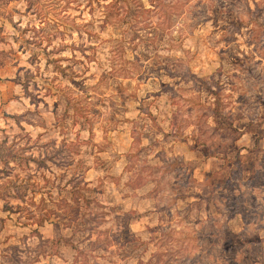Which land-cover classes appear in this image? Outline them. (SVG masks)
<instances>
[{"label": "rangeland", "instance_id": "1", "mask_svg": "<svg viewBox=\"0 0 264 264\" xmlns=\"http://www.w3.org/2000/svg\"><path fill=\"white\" fill-rule=\"evenodd\" d=\"M0 63V264H264V0H0Z\"/></svg>", "mask_w": 264, "mask_h": 264}, {"label": "crops", "instance_id": "2", "mask_svg": "<svg viewBox=\"0 0 264 264\" xmlns=\"http://www.w3.org/2000/svg\"><path fill=\"white\" fill-rule=\"evenodd\" d=\"M14 64L0 63V122L5 123L6 114L21 111L19 84L14 79Z\"/></svg>", "mask_w": 264, "mask_h": 264}, {"label": "trees", "instance_id": "3", "mask_svg": "<svg viewBox=\"0 0 264 264\" xmlns=\"http://www.w3.org/2000/svg\"><path fill=\"white\" fill-rule=\"evenodd\" d=\"M196 78V77H195ZM197 80H199V81H203V79L202 78H199V77H197L196 78ZM200 106H202L203 107V112L201 113V115L199 116V118H198V120L195 122V124H197V125H199V128H200V130L201 131H205L206 130V128H209V126L207 125V123L205 122V118L207 117V114H206V111L205 110H209L210 108L209 107H206V106H204V105H200ZM178 111V110H177ZM211 112H212V110H211ZM173 126H175V128H176V132L174 133L175 135H180V133H179V129H180V124H178V123H175V121H174V119H173V122H172V127ZM224 128H223V130L225 131V133H226V137H230L231 136V138L234 140V139H237V138H239V136L242 134V133H240V132H238L237 131V129H235L233 126H232V124H231V121H230V124H228V125H224L223 126ZM134 141H138V138L137 139H135ZM13 156V155H12ZM138 178V175H137V177H136V179Z\"/></svg>", "mask_w": 264, "mask_h": 264}]
</instances>
